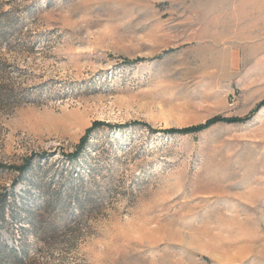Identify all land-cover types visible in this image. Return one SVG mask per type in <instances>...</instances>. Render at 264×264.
Here are the masks:
<instances>
[{"label": "rangeland", "instance_id": "rangeland-1", "mask_svg": "<svg viewBox=\"0 0 264 264\" xmlns=\"http://www.w3.org/2000/svg\"><path fill=\"white\" fill-rule=\"evenodd\" d=\"M262 99L264 0H0V264H264V105L164 131Z\"/></svg>", "mask_w": 264, "mask_h": 264}, {"label": "trees", "instance_id": "trees-1", "mask_svg": "<svg viewBox=\"0 0 264 264\" xmlns=\"http://www.w3.org/2000/svg\"><path fill=\"white\" fill-rule=\"evenodd\" d=\"M263 105H264V99H262L260 102H258L256 104V106L253 109H251L244 116L213 115L201 123H197V124H193V125H189V126H185V127H181V128L170 127V128L164 129V131L167 133H171V134H175V133H177V134H190V133H196V132L202 131V130H204V129H206V128L210 127L211 125H214L218 122L242 123V122H245L246 120L250 119L259 110V108H261ZM133 123L136 124L137 122H133ZM103 126L108 127V128H116L117 127V125H111L107 122L100 121V120L93 121L91 123V125L85 129V132L82 135V137L80 138V141L76 147L75 152L72 153L70 155V157L75 158L80 153L82 146L86 143L89 134L91 132H93L94 130L101 128ZM121 126H127V125H118V127H121ZM146 126H148V125H146ZM27 166H28V162L26 164H24L23 166L16 167V168L26 169ZM8 167L14 168L13 166H8ZM0 168H4V165H0Z\"/></svg>", "mask_w": 264, "mask_h": 264}]
</instances>
